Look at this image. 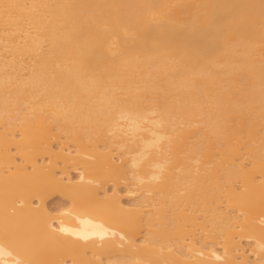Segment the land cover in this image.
<instances>
[{"label": "bare ground", "instance_id": "obj_1", "mask_svg": "<svg viewBox=\"0 0 264 264\" xmlns=\"http://www.w3.org/2000/svg\"><path fill=\"white\" fill-rule=\"evenodd\" d=\"M258 242L264 0H0V264H264Z\"/></svg>", "mask_w": 264, "mask_h": 264}, {"label": "rangeland", "instance_id": "obj_2", "mask_svg": "<svg viewBox=\"0 0 264 264\" xmlns=\"http://www.w3.org/2000/svg\"><path fill=\"white\" fill-rule=\"evenodd\" d=\"M60 204V199L56 198L48 203V206L50 208H54L55 206H58Z\"/></svg>", "mask_w": 264, "mask_h": 264}, {"label": "clouds", "instance_id": "obj_3", "mask_svg": "<svg viewBox=\"0 0 264 264\" xmlns=\"http://www.w3.org/2000/svg\"><path fill=\"white\" fill-rule=\"evenodd\" d=\"M257 247L261 250V251H264V244H261V243H257ZM215 259L216 260H222L223 258L219 255H215Z\"/></svg>", "mask_w": 264, "mask_h": 264}]
</instances>
